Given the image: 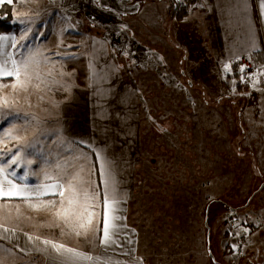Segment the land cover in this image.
Returning a JSON list of instances; mask_svg holds the SVG:
<instances>
[{"label":"rangeland","instance_id":"374dc122","mask_svg":"<svg viewBox=\"0 0 264 264\" xmlns=\"http://www.w3.org/2000/svg\"><path fill=\"white\" fill-rule=\"evenodd\" d=\"M60 2L59 0H17L13 6L12 12L15 20L31 19L35 21L34 31L41 24L44 25L42 29L44 36L41 38V42H37L36 46H39L41 51L56 63L53 67L51 61L44 62L35 70L46 81L55 80L67 83V89L52 83L50 91L34 90L30 101L21 100L13 109V111L19 110L21 114L24 112L35 114L39 121V123L32 122V127L25 133L27 136L25 143L34 140L30 137L31 132L36 136L35 140L38 135L43 137L41 133L46 132V127H50L51 131L61 128L74 141L84 142L82 143L84 146L85 144L90 145L91 142L99 144V141L103 140L105 147L108 141L111 142L110 134H112L115 143L118 142V136L122 134L129 149L126 152L131 155L132 147L129 140L131 139L132 114L121 113L120 107L118 108L119 113L116 114L115 108L102 107L98 105L100 103L97 100L98 104L95 101L94 105L96 107L95 112H89L87 105L81 99L80 104L75 106L73 97L77 91L87 93L88 78L92 77L91 79H93L95 76L96 79L100 69L107 70L108 66L111 67L105 62L106 59L110 61L108 54L112 56V52L107 47L109 43H111V49L116 52L121 49L128 52V50L138 47L142 49L144 46L149 47L151 42L143 33L146 31L144 28L151 31L152 27L149 24L144 25L141 22L142 19H140L141 21L133 19V22L128 23L129 19L126 18L102 15L93 0H85L81 5L76 3L70 11L61 10ZM88 2L89 4H86ZM97 2L109 8L111 0H102V2L97 0ZM115 11L117 12L118 9ZM20 12H27L28 15L21 16ZM85 15L90 17L89 22L100 26V35L93 37L87 34L89 35L87 37L82 34L80 22H84ZM16 31L17 25L14 32ZM122 37L127 45H123V40H120ZM95 41L104 44L105 54L98 55L97 62L88 63V59L91 61L93 57L89 52V47ZM168 41L170 40L167 39ZM73 43H78L80 48L82 47V51L79 54H66L70 52L67 50L68 46L70 48L75 47ZM89 43L90 46L88 47ZM168 45L172 50L168 62L158 64L156 67L151 63L155 60L154 55L156 54V57L161 55L162 58L165 55L164 49L159 47H151L152 49H148L146 53L142 54V57L139 55L133 57L132 54H127L129 60L131 59L129 62L125 60L122 52L118 53L119 69L124 72L123 75L128 80L136 83V89L139 93L141 105L138 110L140 111L141 122L137 131L140 144L137 151L140 152L141 163L145 168L147 167L149 174V163H153L151 172L155 179L152 180V184H149L144 177L145 188L149 190L146 192H150L154 196V199L152 197L149 199L150 201L154 200L152 211L155 225L152 232L158 241L164 238L173 240L172 245L167 249L163 247L166 246V242L161 245L158 242L156 248H153L152 238L149 236V240H146L145 237V241H148V254L145 258L149 259L150 264H211L203 235L206 231L203 228L205 212L208 209L207 206L204 211L205 206L210 202L206 222L210 229V245L212 244L210 250L216 257L213 243L218 231L224 233L228 239H232L237 235V232L242 230L246 222L255 220L253 213L259 214L260 203L264 201V168H262L264 158L261 157L260 159L259 155H252L253 152L249 150V138L251 134L258 132L257 127L260 126L263 119L262 115V117H257L253 113L254 104L257 101V105L262 108L264 114V91L252 89L250 83L242 82L240 78L234 76L230 67L226 72L225 67L215 68L205 62L189 66L191 63L183 61L185 59L184 51L175 49L181 45L178 42L168 43ZM57 52L60 53V56L55 55ZM65 57H68L66 61L64 60ZM158 61L160 62L159 59ZM98 63L103 65L98 67L96 65ZM112 65L115 67L114 63ZM212 69L216 71L208 75L209 72L206 73V71ZM50 70L51 76L47 75ZM259 70H264V67H259ZM156 71L160 72L159 77L176 74L184 89L181 95L178 97L171 96L177 88L171 83H168L171 85V89L174 88V91L170 92L171 95L166 94L163 90L157 91V83L154 82L155 77H153V73ZM60 72H64L65 75L61 76ZM257 79L261 81L258 89H264V76L257 72ZM95 85L97 87V83ZM237 85H240L241 88L236 89ZM41 95L44 96L42 101L38 99ZM183 98L188 99V101L183 103ZM106 109L109 111L104 112ZM215 113H217L225 131L223 139L219 141L223 152L216 173L224 176V187L218 190V193L208 195L207 201L209 202H204L202 201L204 199L202 193L197 192L201 190L197 184L198 179L203 178V176L204 178L211 177L212 173L214 175V170H204L199 165L201 164L202 167L207 163L214 165L210 156L217 155V147L216 144L208 143L210 146H207V152L203 137L195 139L194 135L200 133L197 129L198 125L206 121L215 122L217 117ZM205 132L209 134L212 143L216 142V137L211 130H205ZM170 134L172 135L171 146L165 140V137L170 136ZM58 141L59 135L57 136L53 132L48 136L46 144L38 145V147L49 150L57 148L59 154L60 146L56 147L55 145ZM65 142L68 148L76 154L85 150L77 144L71 143L67 137ZM238 145L242 148L241 156L234 153ZM89 148L92 150L93 146ZM95 149L97 150L98 147ZM197 177L198 179H196ZM190 180L193 190L191 194L197 200L193 198L183 201V197H178V195L182 192H184L183 194L186 193L191 186ZM249 182L252 184L250 190ZM134 185H136V177L133 180ZM253 189L261 193L256 196L251 204L247 205L250 197L254 194L252 193ZM144 199L146 200L147 197L145 196ZM172 199L173 202H171ZM148 203L146 200L145 204ZM182 204L184 208L179 210L178 207ZM231 207L238 208L236 212L241 220V226L231 232L234 235L228 232L226 227L224 229L225 214ZM134 211L133 209V215L130 218L133 224H135ZM144 217H148L147 214ZM179 217L191 219V225L189 226L187 223L186 225L177 224L180 220ZM166 230H169L170 234ZM259 230L264 232L263 227ZM225 245L226 242L223 241V248ZM237 247L238 244L234 246V250ZM216 258L224 264H231L232 259L226 261L220 256ZM241 260V257H236L235 264H240Z\"/></svg>","mask_w":264,"mask_h":264},{"label":"crops","instance_id":"0c3cea01","mask_svg":"<svg viewBox=\"0 0 264 264\" xmlns=\"http://www.w3.org/2000/svg\"><path fill=\"white\" fill-rule=\"evenodd\" d=\"M194 1L196 2V4L192 6L189 16L182 21H177L173 18L175 16L176 7L171 0H111L109 9H112V11L118 9V12L120 11L121 13L124 12L125 14H127V17L121 18L129 19V23L133 22V19H142L143 21H140L144 25L149 24L152 27L151 31L147 30V28H144L146 30V34H143L151 43L149 47L144 46L142 50L147 51L148 49H152L151 47H159L161 49H164L165 55L163 58L161 55L159 57H156V54L154 55L156 61L154 60L151 63L155 67L158 64H164L168 62L172 51L168 43L172 42H178V44L181 45V47H176L175 49H181L182 51H184L183 55L185 59L183 61H188L189 63H191L189 66L202 62H205L215 68L225 67L227 65L228 67L232 68L233 73H239L241 61L248 58L257 66L264 67V18H262L260 15V6L258 0H247V18H245L241 13L237 12L236 7L233 4V0ZM237 2L239 3L240 0H237ZM76 3H78V0H61V2L59 3L60 9L64 11H70L74 8ZM4 4L8 3L5 2L3 4H0V6ZM86 36L89 37V35ZM253 37L256 44L255 49L251 47V41ZM167 39H169L170 41L167 42ZM73 44L75 45V47L70 48L68 46V48L70 49L67 48V50H70V52L66 54H79L82 51V47L80 48L78 43ZM91 45L92 46L89 47V43L88 47L89 52L93 57L91 61L90 59H88V63H92L94 61L97 62V56L105 54V46L103 43L95 41ZM107 47L108 50L111 51L110 47ZM76 49L79 50L76 51ZM108 55L110 56V61L106 59L105 62L107 64H110L111 67L108 66L107 70L100 69V71L98 72L99 75L96 77V79H91L92 77L87 79V93H81V91H77L75 93V96L73 97L74 105L78 106L81 102V99L83 103L87 105V110L89 112H95L94 109H96V107H94V105L95 101L97 100L100 104H98L97 101L96 104L102 107H106L108 109L115 108L116 114L119 113V107L122 109L121 113L132 114V125L130 126L131 139L129 140V144L132 147L130 153L131 155H128V153L126 152L129 149L124 142V136L122 134L118 136V142L116 143L114 142L112 134H110L112 143L108 141L105 147L103 146V140H100L99 144L91 142L90 146L88 147H85L84 145H82V143H79L77 145L84 148L85 150H83L82 152L84 154H87V156L90 158L89 167L91 168L92 165L96 167L97 171L92 175V179L97 185H100L101 178L99 174V163L96 160V155L93 151V148L98 147L97 151L103 150L104 154L114 162L117 192L119 196L126 201V203H122L120 205V207H122L124 210L122 213V216L124 217L122 223L127 225V228L124 229V232L126 234V237L131 242L125 244L123 249H116L115 251L103 253L99 246L98 237L96 238V243L94 245L89 244L82 238L65 237L64 239L69 246L77 248L84 252H88L93 256L106 257L108 255H111L114 261L119 260L121 262H127V264H139L140 261H142V264H150L149 259L145 258L148 254V241H145V237L146 240H149V236L152 238L153 248H156L158 242L160 243V245L166 242V246L163 247L164 249H167L170 245H172L171 243L173 240L164 238L158 241L152 232V228L155 225V218L152 211L154 200L150 201L149 199L151 197L154 199V196L150 192H146L149 190L145 188L146 186L144 177L149 184H152V180L155 179V176L151 172L153 163H149V174L147 167L145 168L143 163H141V156L139 155L140 152L137 151L140 145L137 131L139 130V123L141 122V115L140 111L138 110V107L141 105V101L139 99V93L135 85L121 74V70L115 63L113 55ZM158 59L160 60V62L158 61ZM126 60L128 61L129 59L127 58ZM148 60L150 61L151 59ZM112 61L115 64V67L114 65H112ZM96 65L100 67L103 64L98 63ZM215 71L216 70L212 69L210 71H206V73L209 72V75L210 73H213ZM159 75L160 72L156 71L153 73V77H155L154 82L157 83V91L163 90V92H165L166 94L168 93L171 95L172 91H174L173 87L171 89L172 85L174 87L177 86V88L175 89V92H173L174 94L171 96L178 97L181 95L184 89L182 83L180 82V79L176 77V74L171 76L166 74V77H159ZM96 83L97 87L95 85ZM168 83H171V85ZM94 88L96 91H94ZM5 91L8 90L5 89ZM187 101L188 99L183 98V103ZM255 102L256 103L254 104L253 113H255L257 117H260L262 115L263 119L260 122V126L257 127L258 132L256 134H251L249 138V150L253 152L252 155H259V158L261 159V157L264 158V114L262 108L257 105V101ZM75 106H73V108H76ZM108 109L104 110V112L109 111ZM215 114L217 116V113ZM197 129L200 133L195 134L194 137L195 139L203 137V140H205L204 146L207 152V146H210L208 143L212 145L216 144L217 147V155L210 156L208 153V156H210L212 162H214V165L209 163L204 164V167H202L201 164L199 165L204 170H214V175L212 173L211 177L207 176L206 178H204L203 176V178H196L198 179L197 184L199 185V187H201V190L197 192L202 193V195L204 196V199L202 201L209 202L207 201V196L218 193V190H221V188L224 187V176L217 175L216 173L219 169L220 157H222L223 152L222 145L221 143H219V141L223 139L225 131L218 116L216 117L215 122H203L202 124L198 125ZM52 130L53 131H51L50 127H46V132H42L43 137L38 135V138L40 139L39 145H45L48 136L53 132L57 136L59 133V141L55 144L56 147L60 146L59 154L57 148H55L54 150L45 148L42 149L46 154H49V159L54 160L57 156H59L61 160H64L65 156L67 155V151H65V149L62 147L61 141L65 142L66 137L71 142H73L74 140L71 139L68 134L61 128L59 130L57 128ZM196 130L195 133L197 132ZM205 130L212 131V134H214L216 137V142L212 143L213 141L209 139V134H207ZM30 137H32L31 139L34 140L36 138V136L32 132L30 133ZM165 140L169 146L172 145L171 134L170 136H166ZM91 146H93L92 150L91 148H89ZM77 151L79 152L78 149ZM89 153L92 154V157ZM234 153L241 156L242 148L238 145L235 148ZM32 167L35 168L37 167V165L34 164ZM262 168H264V164H262ZM52 170L53 169L51 168L48 169L49 172H51ZM21 171H23V169H21ZM135 177L136 185L133 186V180H135ZM36 179H43L42 172H39L37 174ZM190 184L191 186L185 194H183L184 192H182L178 195V197H183V201L194 198L191 194V192H193L191 188V180ZM248 187L249 190L252 187V184L250 182L248 183ZM252 193L254 194L251 196L252 199L250 200L249 204H251L256 196L261 192L253 189ZM145 196L147 197L146 200H148L149 202L148 204H145ZM48 198L51 197H46V199ZM194 200L197 199L194 198ZM171 202H173V199ZM260 204L261 207L258 209L259 214L253 213L255 220L246 222V225L242 227V231L246 232L247 234V242L245 244L244 254L241 257L242 262L240 264H264V232H260V230L257 228V225H261L264 228V201H262ZM183 208V204L178 207L179 210H182ZM133 209L135 210V224H133V221H131L130 219L133 215ZM97 211L100 213L98 219H100L102 227L104 215L102 197L101 205L97 209ZM145 214H147L148 217L145 218ZM110 215L111 214L109 213V216ZM179 219L180 220L177 224L186 225L187 223V225H191V219H186L185 217H179ZM49 220L50 216L47 213L34 212L23 203L20 204L19 214H17L14 206H12L10 210L0 212V223H3L6 227L18 228L19 230H21L18 242L25 245L26 248H29L28 252L26 253L18 248H15L13 243L0 240V245H2L4 248L12 249L14 253L13 255H8L6 253L0 252V259L3 260V264H56L55 259L53 257H50L48 254L31 250L26 237L23 235V233H28L32 235H39L41 237H47L55 233L58 236V229L41 227V225H46ZM167 225H169V223H167ZM166 231L168 234H170L169 230ZM240 232L241 231H239L238 233ZM231 234L234 235L233 233ZM203 235L204 237H206V231ZM224 235L225 234L221 233L220 231H218V233L216 234V239L214 240L213 245L214 254L216 257L220 256L226 261L228 259H232L230 263L235 264V254L234 252L229 254V252L231 249L235 251L234 246L237 244L236 235L232 239H228ZM223 241L226 242L224 248ZM227 247V254L223 255L225 253V248ZM124 251L130 252V255H123L122 253Z\"/></svg>","mask_w":264,"mask_h":264},{"label":"snow or ice","instance_id":"6c2138e0","mask_svg":"<svg viewBox=\"0 0 264 264\" xmlns=\"http://www.w3.org/2000/svg\"><path fill=\"white\" fill-rule=\"evenodd\" d=\"M5 2L12 5L16 0H0V4ZM258 2L260 15L264 18V0ZM233 4L237 12L247 18V0H240L239 3L233 0ZM20 15L27 16L28 13L20 12ZM12 23L17 25L16 32L0 34V212L10 210L14 206L19 214L20 204L23 203L34 212L47 213L50 220L41 227L58 229V236L55 233L47 237L28 233L23 235L31 250L48 254L55 259L56 264H127L119 260L114 261L111 255L93 256L65 242V237H75L94 245L98 237L103 253L123 249L125 244L131 242L124 232L127 225L122 223L124 210L120 207L126 201L117 192L114 162L104 154L103 150L97 151L93 148L101 178L100 185H97L92 179L97 169L94 165L89 167L90 158L87 154L83 152L76 154L68 148L66 142L61 141L67 155L64 160L59 156L53 160L38 147L39 138L25 143L27 140L25 133L32 127L33 121L37 123L39 121L35 114L28 112L21 114L19 110L13 111V109L21 100L30 101L34 90L50 91L52 83L67 89V83L46 81L35 70L41 63L51 61L53 67L56 63L51 57L46 56L39 46H36L44 36L42 31L44 25L41 24L34 31L35 21L31 19H14ZM251 47L253 49L256 47L254 37ZM55 55L60 56V53L57 52ZM67 59L68 57L64 58L65 61ZM225 71H228L227 65ZM239 71L242 82L250 83L252 89L264 91L258 89L261 81L257 79V72L264 76V70H255L244 75L246 68L240 66ZM47 75H52L51 70ZM60 75L64 76L65 73L60 72ZM38 99L42 101L44 96L41 95ZM85 146L90 145L85 144ZM34 164L37 167L33 168ZM49 168L53 170L49 172ZM39 172L43 174L42 180L36 179ZM46 197L51 198L46 199ZM101 197L104 208L102 227L98 219L100 213L97 211L101 205ZM20 232L18 228H9L0 223V240L13 243L15 248L27 253L29 248L18 242ZM0 252L14 254L12 249L4 248L2 245ZM122 254L129 256L130 252L124 251ZM0 264H3L2 259ZM139 264H142V261Z\"/></svg>","mask_w":264,"mask_h":264},{"label":"trees","instance_id":"16d2710c","mask_svg":"<svg viewBox=\"0 0 264 264\" xmlns=\"http://www.w3.org/2000/svg\"><path fill=\"white\" fill-rule=\"evenodd\" d=\"M83 1H85V0H78L77 5H81L83 3ZM89 1H91V0H89ZM93 3L95 5H97V7L99 8V11L102 13V15L106 14V16H108V17L111 16V17H118V18L127 17L128 16L124 12L123 13H121L120 11L116 12V11H112V9L106 8L105 6L99 4L97 2V0H93ZM86 4H89V2L86 3ZM195 4H196V2L194 0H185L182 4H179V5L178 4H174L176 9H175V16L173 18L176 19L177 21H182V20L186 19L189 16V14H190V10H191L192 6H194ZM13 6H14V4H12V5L4 4V5L0 6V34H11L15 30L16 25H14L12 23V21L14 20V15H13V12H12L13 11ZM113 12H115V13H113ZM88 15H85L86 18H85L83 23L80 22V27H81L80 31L83 34H85V35H87V34H90L91 36L100 35L101 34V31H99L100 26L97 25V24H93V23L89 22L88 20L90 19V17H89L90 15L89 16ZM128 23H129V21H128ZM120 40H123V45H127V43L124 42V38L123 37L120 38ZM108 45L110 47L111 43H109ZM110 49H111V47H110ZM111 52H112V55H113V57L115 59V63L117 64L118 67H119V58H118V53L119 52H122V54L125 56L126 59L127 58L129 59L127 54H132L133 57L136 56V55H139L140 57H142L143 56L142 54L146 53V51H143L142 48H140V47H138L137 49H130V50H128V52H126V51H124L122 49L116 52V51H113L111 49ZM130 60H128L127 62H129ZM127 62H125V63L128 64ZM122 72L123 71H121V74L123 75L124 72L123 73ZM234 76L237 77V78H240L241 73L235 72ZM131 82L136 87V83L134 81H131ZM240 88H241V86L237 85L236 89H240ZM209 203H208V205L205 206L204 211H205L207 206L209 208ZM237 209L238 208H235V210H237ZM203 228L205 229L204 226H203ZM213 245H214V243H213ZM227 249H228V247L225 248V252L227 251ZM233 252L234 251L231 249L229 254H231ZM226 254L227 253H224L223 255H226ZM215 260L218 263H220V264H224L223 262L218 261L216 257H215ZM210 263L213 264L212 262H210Z\"/></svg>","mask_w":264,"mask_h":264},{"label":"built area","instance_id":"2783aa9c","mask_svg":"<svg viewBox=\"0 0 264 264\" xmlns=\"http://www.w3.org/2000/svg\"><path fill=\"white\" fill-rule=\"evenodd\" d=\"M171 1L174 4L179 5L183 3L185 0H171ZM39 42H41V40ZM78 50L79 49H76V51ZM241 66H245L246 68V72L244 73V75H247V73L254 72L255 70H259V67H260V66H257L254 62H252L248 58L243 59L241 61ZM224 222H225V227L229 232H233L235 231V229L241 226V220L236 211L227 210V213L225 214ZM257 226H258L257 227L258 229L262 227L261 225H257ZM236 238H237L238 247L237 249H235L234 254H235V257H242L244 254L243 246L247 242V234L246 232L241 230L240 233L237 232Z\"/></svg>","mask_w":264,"mask_h":264},{"label":"water","instance_id":"95a60500","mask_svg":"<svg viewBox=\"0 0 264 264\" xmlns=\"http://www.w3.org/2000/svg\"><path fill=\"white\" fill-rule=\"evenodd\" d=\"M252 199V197H250L249 201H248V204L249 205V202L250 200ZM208 210V209H207ZM207 210L205 212V218H204V227L206 229V237H205V243H206V249H207V255H208V258L210 259V261L213 263V264H220L218 263L216 260H215V257L213 256L211 250H210V229L207 225ZM228 210L230 211H236L235 209L233 208H229Z\"/></svg>","mask_w":264,"mask_h":264}]
</instances>
